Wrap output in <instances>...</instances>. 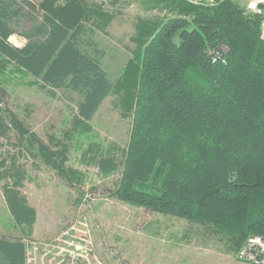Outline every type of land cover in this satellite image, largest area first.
Masks as SVG:
<instances>
[{
    "label": "trees",
    "instance_id": "1",
    "mask_svg": "<svg viewBox=\"0 0 264 264\" xmlns=\"http://www.w3.org/2000/svg\"><path fill=\"white\" fill-rule=\"evenodd\" d=\"M159 1L177 15L139 25L117 80L108 77L94 39L110 16L87 0H0V57L49 96L56 89L75 95L69 133L88 130L105 98L116 95L121 115L131 119L128 142L120 157L106 150L88 156L104 176L119 171L110 195L198 224L236 250L247 236L264 235L262 15L244 13L237 0ZM12 35L24 43H12ZM220 46L226 52L212 62ZM5 95L0 89V136H13L15 155L39 160L80 189L85 174L67 165L68 145L44 142ZM10 159L0 180L9 179L2 192L21 235H0V264H26L22 237L30 236L35 211L18 188L24 171Z\"/></svg>",
    "mask_w": 264,
    "mask_h": 264
},
{
    "label": "rangeland",
    "instance_id": "2",
    "mask_svg": "<svg viewBox=\"0 0 264 264\" xmlns=\"http://www.w3.org/2000/svg\"><path fill=\"white\" fill-rule=\"evenodd\" d=\"M87 1L98 4L110 16L94 39L104 52L101 62L111 80L122 75L132 58L140 24L177 15L159 0ZM9 40L19 46L25 41L18 35ZM218 49L226 52L225 46ZM0 89L24 125L46 143L65 142L69 147L67 165L85 174L80 189L68 187L39 160L15 155L11 134L0 136V161L5 164L0 170L15 158V165L24 171L18 188L35 211L32 232L24 237L29 264H245L236 256L242 244L232 250L198 224L110 195L119 171L104 176L88 156L106 150L120 157V149L128 142L131 119L121 115L116 95L105 98L88 130L69 133L75 95L56 89L55 96H49L33 77L1 57ZM7 179L0 180V225H12L13 234L20 236L2 192Z\"/></svg>",
    "mask_w": 264,
    "mask_h": 264
},
{
    "label": "built area",
    "instance_id": "3",
    "mask_svg": "<svg viewBox=\"0 0 264 264\" xmlns=\"http://www.w3.org/2000/svg\"><path fill=\"white\" fill-rule=\"evenodd\" d=\"M201 6H216L226 0H184ZM244 13L262 15L260 21V37L264 39V0H237ZM221 55L220 51L213 52L211 61ZM237 258L245 264H264V235L253 234L246 237L236 251Z\"/></svg>",
    "mask_w": 264,
    "mask_h": 264
},
{
    "label": "crops",
    "instance_id": "4",
    "mask_svg": "<svg viewBox=\"0 0 264 264\" xmlns=\"http://www.w3.org/2000/svg\"><path fill=\"white\" fill-rule=\"evenodd\" d=\"M12 231H13L12 225L10 228L3 227L0 225V235H5L9 238L18 237V235H14ZM22 241L25 242L24 237H22ZM25 250H26V264H29V256H28L29 246H28V244H26Z\"/></svg>",
    "mask_w": 264,
    "mask_h": 264
}]
</instances>
